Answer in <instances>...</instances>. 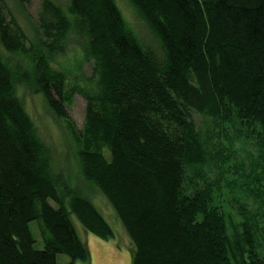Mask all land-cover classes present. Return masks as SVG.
I'll list each match as a JSON object with an SVG mask.
<instances>
[{"label": "trees", "instance_id": "1", "mask_svg": "<svg viewBox=\"0 0 264 264\" xmlns=\"http://www.w3.org/2000/svg\"><path fill=\"white\" fill-rule=\"evenodd\" d=\"M126 1L158 47L142 42L119 0H71L69 14L44 0L36 44L0 0V264H58V254L91 264L73 216L115 238L57 170L22 89L61 119L71 91L86 98L79 165L126 229L133 264H264V156L248 169L234 146L264 153V0ZM75 28L76 58L92 70L86 88L55 63ZM197 115L230 146L209 154Z\"/></svg>", "mask_w": 264, "mask_h": 264}, {"label": "rangeland", "instance_id": "2", "mask_svg": "<svg viewBox=\"0 0 264 264\" xmlns=\"http://www.w3.org/2000/svg\"><path fill=\"white\" fill-rule=\"evenodd\" d=\"M10 11L14 15L16 21L24 29L30 42L35 44L39 42L41 33L38 30V13L44 0H31L30 3L21 5L18 0H5ZM60 7L66 14H69L71 0H50ZM127 21L134 27L142 42L149 46L158 47L156 37L150 31L147 24L137 17L132 7L126 0H119ZM74 20V16H69ZM79 33L76 28L72 32L66 54L55 56V63H61L63 67H67L71 74L72 81L76 85L83 88L87 87L86 81L91 76L92 70L89 62H81V58H76L79 54ZM66 58L63 56H66ZM80 61V62H79ZM71 89V88H70ZM23 93L24 106L32 117L37 131L42 136L45 144L50 147L51 154L55 161V166L59 173H63L65 179L69 181L71 187H77L78 190L96 203L97 209L105 217L115 232V238L104 240L97 235L87 232L80 221L73 216V221L81 238L87 242L91 251V264H133L131 253V239L118 219L113 207L108 199L93 183H89L82 175L79 165L78 150V134L84 128L86 122L87 100L79 91L70 92V104L68 106V117L65 119L57 118L47 107L44 98L39 94H34L28 90H21ZM196 122L201 128L202 140L206 151L214 154L216 145L220 143L222 146H230L222 138V134L215 130L212 118L207 115H197ZM218 134H217V133ZM221 134V135H220ZM223 144H222V143ZM236 155L241 161H244L249 169L251 165H255L262 154L258 146L252 143L242 144L234 142ZM262 155V156H261ZM31 232L36 240L35 248L42 250L44 248L41 231L38 221L30 223ZM70 257L66 254H58V264H69ZM78 264H86L82 261Z\"/></svg>", "mask_w": 264, "mask_h": 264}]
</instances>
